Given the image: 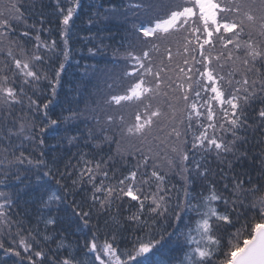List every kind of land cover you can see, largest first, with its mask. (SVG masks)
<instances>
[{
  "label": "snow or ice",
  "instance_id": "obj_1",
  "mask_svg": "<svg viewBox=\"0 0 264 264\" xmlns=\"http://www.w3.org/2000/svg\"><path fill=\"white\" fill-rule=\"evenodd\" d=\"M0 264H264V0H0Z\"/></svg>",
  "mask_w": 264,
  "mask_h": 264
},
{
  "label": "trees",
  "instance_id": "obj_2",
  "mask_svg": "<svg viewBox=\"0 0 264 264\" xmlns=\"http://www.w3.org/2000/svg\"><path fill=\"white\" fill-rule=\"evenodd\" d=\"M91 2H92V0H86V3H91ZM174 50H175V48H174ZM97 59L101 61V63H100V67L101 68H105L107 70H112L113 72H119L120 71V68L119 67H115L114 68L113 67V64L111 63V61H112V54H111V51L110 50L108 51L107 56H106V59L109 61V63L105 64L103 62L105 60V57H97ZM92 62L93 61H81V64H83V63H92ZM120 63L122 64L123 62L120 61ZM80 71H83V68L81 67L80 69H77L75 67V65H74L71 69H69V75H68V77H66V79L68 81L74 80L78 76V74H79ZM70 86H71L70 84H65V89L64 90L67 91V89ZM98 87H99V89H101L102 92L104 90H106V85L104 83V79L103 78L98 82ZM128 111H130V110H128Z\"/></svg>",
  "mask_w": 264,
  "mask_h": 264
}]
</instances>
